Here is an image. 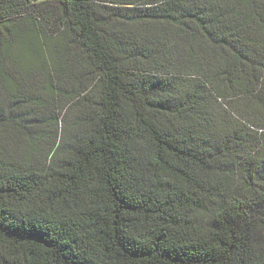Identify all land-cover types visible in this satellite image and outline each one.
Returning a JSON list of instances; mask_svg holds the SVG:
<instances>
[{
  "label": "trees",
  "instance_id": "16d2710c",
  "mask_svg": "<svg viewBox=\"0 0 264 264\" xmlns=\"http://www.w3.org/2000/svg\"><path fill=\"white\" fill-rule=\"evenodd\" d=\"M260 118L264 0H0V264H264Z\"/></svg>",
  "mask_w": 264,
  "mask_h": 264
},
{
  "label": "rangeland",
  "instance_id": "374dc122",
  "mask_svg": "<svg viewBox=\"0 0 264 264\" xmlns=\"http://www.w3.org/2000/svg\"><path fill=\"white\" fill-rule=\"evenodd\" d=\"M253 108V107H252ZM241 109H242V105H241ZM251 110V109H250ZM249 110V111H250ZM246 113V112H245ZM257 122H259V124H264V118H260L257 120Z\"/></svg>",
  "mask_w": 264,
  "mask_h": 264
}]
</instances>
